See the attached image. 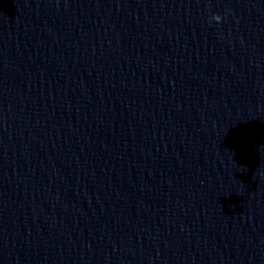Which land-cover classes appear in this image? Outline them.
I'll return each mask as SVG.
<instances>
[{
	"label": "clouds",
	"instance_id": "obj_1",
	"mask_svg": "<svg viewBox=\"0 0 264 264\" xmlns=\"http://www.w3.org/2000/svg\"><path fill=\"white\" fill-rule=\"evenodd\" d=\"M213 20H215L216 22H220L221 21V16L220 15H214L212 17Z\"/></svg>",
	"mask_w": 264,
	"mask_h": 264
}]
</instances>
